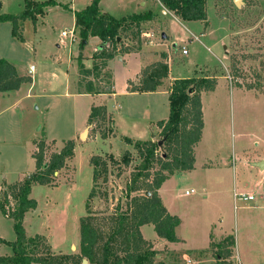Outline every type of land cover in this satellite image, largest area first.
Masks as SVG:
<instances>
[{"label": "rangeland", "instance_id": "obj_1", "mask_svg": "<svg viewBox=\"0 0 264 264\" xmlns=\"http://www.w3.org/2000/svg\"><path fill=\"white\" fill-rule=\"evenodd\" d=\"M1 1L3 11L8 13H17L23 9V0ZM54 1L56 4L48 9L47 20L42 29L47 40L43 38L36 44L32 24L27 21L23 24V33L29 44L25 45L24 50H18L19 47H16L14 53L10 54L20 66L22 73L32 64L36 67L38 60L44 55L49 58L51 64L60 61L58 66L53 65V68L50 65V70L43 72V79L53 82L54 97L53 99L43 97L38 100L32 97L22 99L17 108L4 114L7 116L0 123V139L3 141L0 142L2 145L0 175H5L8 181L13 182L23 174L27 175L33 171L35 162L32 156L34 148L31 135H39L41 131L46 133L47 126L49 127L48 135L61 142L74 138L73 155L66 160L61 169L54 172L53 181L48 185H32L31 196L36 199L37 206L26 215L24 227L27 235L41 234L55 253H77L79 252V218L87 214V207L96 213V216L104 217L112 214L116 208L118 211H128L131 198L144 194L142 189L127 194V183L141 163L138 152L132 145L125 146L122 139V141L108 143L106 140L109 136L105 139L101 138L96 131L100 127L105 130L113 128L112 118L97 120L88 125L84 136H81L82 133L77 135V131L76 133L72 131L85 124L91 104L97 105L102 101L100 97H93L92 94H77V89L85 90L87 87L96 93L104 91L108 86L110 90L118 91L126 73L128 71L135 73L141 57L132 54L125 57V60H118L115 56L121 54L124 49L122 51L116 49L112 57L115 59H107L105 65L102 61H98L101 66L93 70L92 74L81 72L75 87V75L67 59L71 52L89 55L94 42L92 39L89 41L85 39L88 42L83 43L84 39L81 38L79 31L74 29L73 24L74 10L82 9L87 0ZM140 1L104 0L102 7L114 12L115 15H122L143 9ZM146 3L148 5L143 12H152L153 19L143 22L142 32L151 33V37L143 36L140 41V36L136 38L137 35L128 34L117 41V45L122 42L129 44V49H137L140 48V42L141 45L150 44L147 42L149 38L154 43H162L161 46H155L156 49L171 50L172 61L169 64H172L174 68H180L188 73L191 69V60L194 59L199 65L202 63L208 65L202 72L208 76L220 77L218 80L220 86L212 100L214 101L213 109L207 105L209 121L205 143L203 148L198 149L196 159L194 158L193 172L182 176H171L161 194L168 212L180 218L175 234L180 237V241L184 239L185 244H173L180 247V250L164 251L161 249L162 244L151 242L154 249L162 250L160 252L157 250L159 252L155 256L157 262L189 264L192 263L191 257L199 253L207 252L214 258L213 248L210 246L199 253L195 252V248L208 246L210 237L216 243L222 234H232L238 237L243 249L246 247L249 232H242L239 229L240 221L247 223V220L251 219L260 224L259 220L264 219L262 214L259 217L243 209V206H253L255 203L264 204L261 193L255 192L254 201H242L236 197L237 202H235L232 191L233 188L236 192L250 191L255 182L264 179L256 169L257 162L253 161L264 160V0H238L237 2L206 0L209 28L205 36L198 34V38L191 35L187 27L198 33V29L201 28L200 23L183 25L174 19L173 13L157 3V0H148ZM68 29H74V35L62 37L61 32ZM8 32L6 27L1 28L0 37L3 41L6 40ZM162 32L168 39L161 38ZM173 41L176 44L175 47L172 45ZM16 43L20 46L19 41ZM56 44H59V47ZM183 45L189 51L186 54L182 53ZM34 47L41 50L39 57L32 52ZM10 48L13 50L12 45ZM108 60L110 62L107 65ZM93 62L92 58L90 68ZM78 69L80 72L79 66ZM68 71L71 74L67 80L70 81L68 90L70 94L63 95L66 91L65 78ZM41 81L44 83L43 80ZM236 84H239L241 88ZM24 94L25 91H21V95ZM224 97L228 98V102L226 99L225 104L218 109L216 105L221 101L224 102L222 100ZM207 100L209 101V98ZM7 101V98L6 101H2V106ZM50 104L53 110L46 119L47 113L43 107ZM113 104H115V98L108 102V107L112 108ZM11 112L18 116L17 120L15 115L10 118ZM129 131L137 135V132ZM159 132L157 131L153 136L155 141H163ZM143 135L148 137L147 134ZM216 137L217 143L211 142ZM39 138L46 137L43 134ZM57 139H54V142ZM52 141H46L47 147L44 151L46 160L58 150L57 143ZM61 145L63 147L64 144ZM127 151H129L130 161L125 165L123 155ZM164 154V149L160 148L158 156ZM93 156H99L106 162V180H103V175H100L95 182L93 181V164L91 163ZM219 158L223 159L221 168L210 163L211 160L215 161ZM206 162L212 166L210 169L204 165ZM159 166L155 163L150 169V176L147 179L141 178L140 182L152 181ZM203 185L206 186L205 190H202ZM92 190L94 195L90 197ZM186 191L189 194H186ZM1 198L2 189L0 200ZM258 212L264 214V210ZM6 223H9L11 229L12 220L6 219ZM143 228L144 236H142L148 237L146 227ZM256 233L252 240L253 246L257 247L260 243L262 249L264 247L263 233L259 230H256ZM184 249L191 251V254ZM239 264H264V259H245Z\"/></svg>", "mask_w": 264, "mask_h": 264}, {"label": "trees", "instance_id": "obj_2", "mask_svg": "<svg viewBox=\"0 0 264 264\" xmlns=\"http://www.w3.org/2000/svg\"><path fill=\"white\" fill-rule=\"evenodd\" d=\"M100 0H90L81 10L74 11V26L78 28L82 39L97 36L102 42V48L94 52L92 68L80 65V73H91L100 66V62L114 56L117 49V37L124 33L132 36L141 33V24L152 19V12L135 13L115 18L99 10ZM167 10L182 21H201L208 24L206 0H158ZM54 0H23V9L17 13L4 12L0 14V22L9 21L12 25L11 33L19 40H23L21 22L30 20L36 23L38 16L45 14V8L55 5ZM122 50V48L120 49ZM126 50V49H124ZM166 58V54H161ZM104 61V62H103ZM169 67L164 61H158L144 67L138 84L129 82V90L136 92L155 91L168 76ZM30 76L18 74L15 66L4 58H0V92L18 89L22 83L30 82ZM217 84L216 76H190L176 78L169 87V115L166 119L157 121L160 128L162 144L152 139H133L122 136L121 139L138 152L141 163L137 166L127 183V194L132 191L144 190V194L131 198L128 211H118V208L104 217L96 216L87 207V214L79 218V252L55 253L41 234L26 235L23 218L27 211L35 209L36 199L29 197L33 184L48 185L53 181L54 172L61 169L67 159L71 158L74 140L63 141V147L53 152L49 159H45L44 138L33 142L35 150V170L25 175L21 180L2 182L1 212L13 220L16 238L7 241L0 237V244L9 245L11 254L0 255V264H167L156 261L158 253L152 243L146 240L140 231L145 224L153 226L156 234L168 241H178L175 234L180 218L170 214L158 195L160 185L175 171H186L194 167V146L200 141L203 128V113L201 93L212 91ZM236 86H240L236 84ZM111 119L104 105H92L88 116V123L97 120ZM113 123V122H112ZM101 138H107L114 132L113 128L96 129ZM54 142V139L53 141ZM163 148L164 155L158 156V150ZM130 161L129 151L123 155V162ZM93 164V181L100 175L106 180L107 164L99 156L91 158ZM159 164L155 176L150 182H140L150 176V169ZM146 191L150 195H146ZM90 197L94 191L90 192ZM12 202V204L10 203ZM234 237L227 235L218 242L210 239L213 248L214 264H233L231 258Z\"/></svg>", "mask_w": 264, "mask_h": 264}, {"label": "crops", "instance_id": "obj_3", "mask_svg": "<svg viewBox=\"0 0 264 264\" xmlns=\"http://www.w3.org/2000/svg\"><path fill=\"white\" fill-rule=\"evenodd\" d=\"M35 1H44V0H35ZM147 1L148 0H144V1L141 0L140 1L141 2L140 4L143 6V9L128 12V13L122 14V15H115L114 12H110V11H108V9L102 7L104 0L99 1L98 7H99L100 12L110 14V15L114 16L115 18H120V17L131 15V14H135V13H137V14L143 13L144 8L147 7V5H148L146 3ZM0 2H1V8H2V9H0V14H1V13L6 12V11L5 10L3 11V2L1 0H0ZM89 3H90V0H87V3H85V6L83 8H85ZM157 3L162 5L158 0H157ZM52 6H54V5H50V6H47L45 8V14L43 16H38L35 24H33L30 20H25V21L21 22L20 27H21V33L23 36V40H19L12 35V33H11L12 25H10L9 21L0 22V31H1L2 27H6V29L9 31L7 33L5 41H3L2 37H0V58H4V59L8 60L10 63H12L15 66L19 75L31 77L30 82L22 83L18 89L0 92V123H2V120L4 119V117L7 116V115L4 116V114L8 113V111H13L12 109H14V108H17L22 99L32 97L35 100H38L39 98H43V97H45V98L48 97L51 99H53V97H54V93H53L54 90H53V84H52L53 82H51V81L49 82L48 80H44L43 79V76H44L43 72H44V70H50V68H49L50 65H51V67H53V65L58 66L60 64V61H57V62H54L51 64V62L49 61V58L45 57V55H44V56L40 57V59L37 62L36 67L34 66L33 71H30L28 68V69H25L24 73H22L20 66L18 65L16 60L10 55V54L14 53L13 51H15L16 47H19L18 50L19 49L24 50L25 45L27 46L29 44V42L27 41V39L23 33V29H24L23 24L27 21H30L32 24L33 37L36 38V40H35L36 44H37V42L38 43L41 42L43 40V38H46L45 41L47 40V37H45V33H43L42 29H43V24L47 20L46 16L48 14V9L52 8ZM76 10L77 9H75L74 11H76ZM79 10H81V9H79ZM174 19H176L177 21H179L183 25H188V24H191L194 22L200 23L201 28L198 29V33L192 31L190 29V27L188 28L186 26L187 29L190 31V34L197 37V38H198V34L200 36H203L206 33V30L209 28V26H205L204 23L201 21H182V20H179L178 18H176L175 16H174ZM73 24H74V18H73ZM142 24H141V29H142ZM74 29L78 30V28H76L75 26H74ZM74 29H68V30H73L75 32ZM67 36H62V37H67ZM123 36H128V34L124 33L121 37H119V40H117V41H120ZM139 36L141 37L140 38V41H141L143 36L151 37V33L142 32V30H141V33L139 35H137L136 38ZM167 36H168V34H167ZM152 37L155 39L154 35H152ZM91 39L94 42H93V47H92L91 53L89 55H82L80 52H78V53H72L71 52L70 56L67 59L68 64L72 65V71L74 72L73 74L75 75V83H74L75 87L78 83V81H77L78 75L80 74L78 66L82 65L84 68L90 69V65H91V61H92V55L94 54V52L98 51V49H101L103 47L101 40L97 36H89L87 38L88 41ZM165 39H168V38H164V40ZM87 40H85L84 43H87L88 42ZM15 41L16 42L19 41L20 46H18ZM147 42H149L150 44L141 45V42H140V45H139L140 48H137V49H129L128 48L129 44H127V43L125 44V43L121 42L119 45H117L118 46L117 50H120L121 48L126 49V50H123V52L121 54L115 56L118 58V60H125V57L130 56L132 54L141 57V61L139 63V66L137 67L135 73L129 72V71H128V73H126V75L122 81V85L118 91L110 90V87H108V86H106L107 88L105 87L106 89L104 91H98L96 93H93L92 90L90 88H87V87L85 88V90H80V89L76 88L77 92H78L77 94H80V95L92 94L93 97H100L101 98L102 101L99 102L97 105H104L106 107L107 114L110 115L112 120H113L112 126H113V130H114L113 131L114 135H111L107 138L106 141H108V143H111L112 141H117V140L122 141L121 136H128V137H131L133 139H142V140L152 139V140H154L153 136L156 134L157 131H160V128L157 125V121L162 120V119H166L169 115L168 96H169V87L171 85V82L176 78H182V77L208 76V74L202 72V71H205L204 69H205V66H208L207 64L202 63L201 65H199V63L196 60L192 59L191 65H190L191 69L188 73H185L186 71H184L180 68H174L172 66V64L171 65L169 64V62L172 61V57H171V53H170L171 50L169 48H168V50L156 49L155 46H159V45L161 46L162 43H154L149 38H148ZM11 45L13 47V50H11V48H10ZM56 45H57V47H59V44H56ZM172 45L174 47L176 46L174 41H173ZM141 47H142V50H141ZM183 47H186V46L183 45ZM207 48L209 49V47H207ZM40 51L41 50H39L38 48H35V47L32 49V52H34V55H38V57H39ZM162 53L166 54V58L161 57ZM115 57L112 59H115ZM112 59H109V60H112ZM109 60H108L107 65L110 62ZM158 61L166 62L168 64V67H169L168 76L163 79L162 84L160 86H158L155 91H147V92L130 91L129 90V82H131L133 84H138L142 69L144 67H146L150 64H153L155 62H158ZM74 65H76V66L74 67ZM195 70H197V71H195ZM87 74H92V72L87 73ZM70 75L71 74L68 71V73L66 74V78H65L66 91L63 93V95H67V94L69 95L70 94V91H68L69 87H70V81H67L69 79ZM216 77H217V84H216L215 89L212 91H204L201 93V103H202V113H203V128H202L201 139L194 146V158L195 159H196V154H197L198 149L203 148V145L205 143L206 129L208 127V121H209L208 116H207V114H208L207 105H209L210 109H213L214 101H212V100H214L215 93H216L218 87L220 86L219 81H218L220 77H218V76H216ZM223 77H224V79H226L225 76H223ZM41 80H43L44 83H42ZM21 91H25V94L21 95ZM6 98L8 99V101L6 102L5 105L2 106V101H4V100L6 101ZM114 98H115V104L112 105V108H109L108 102ZM207 98H209V101L207 100ZM226 99L228 102V98L224 97L222 99V100H224V102L221 101L219 104L216 105V107L219 109L222 106V104L223 105L225 104ZM92 105H94V103H92L91 106ZM43 108H44L45 112L47 113L45 115V117H46V119H48L50 114L52 113L53 108H52L51 104L45 105V107H43ZM90 109H91V107H90ZM90 109H89V113H90ZM89 113H88V116H89ZM13 115H15V114L12 113L10 118H13ZM88 116H87L85 124L83 123L82 125L78 126V128H76V129L74 128L72 130L75 133L77 131V135L81 134L85 129H87V126L90 125L88 123ZM14 117H15V120H17L18 116L15 115ZM34 126H35V124H34ZM40 128L41 127L39 126L38 129L40 130ZM48 130H49V127L47 126V130L45 131L46 133H43L41 131V132H39V135H33V134L31 135L32 136L31 140H32V145H33L34 150H35V146H34L33 142L35 140L40 139L39 137L42 136L43 134L46 137V138H44L45 141L57 139L55 137H51L50 135H48ZM129 130H133L134 132H137V135H133L132 133H130ZM220 131H221V129H220ZM0 133H1V126H0ZM143 134H147L148 137H145L146 135H143ZM97 136H99V135H97ZM97 136L95 137V139L97 138ZM72 139H74V138H72ZM217 140H218V138L216 137L211 142L217 143ZM0 142H3V141L0 139ZM54 143L55 144L57 143L58 150L61 149V147H62L61 144H63V142H61L59 139H57ZM123 144L125 146L128 145L126 143H123ZM209 145L211 146L210 143H209ZM219 147H220V145H219ZM1 149H2V145L0 143V152H1ZM216 149H217V151L219 150L218 147ZM58 150H56V151H58ZM220 153H218V155ZM222 160H223L222 158H219V159H216L215 161L211 160L210 163H212L213 165H216V167L221 168L223 165ZM253 161L254 162H260L261 159L253 160ZM0 162H1V154H0ZM34 162H35V160H34ZM204 165L207 166L209 169H210V167H212L207 162ZM0 166H1V164H0ZM194 168H195V162H194ZM256 169L259 172V174L261 175V177H264V163H263L262 167L257 166ZM34 170H35V167L33 168V171L29 172L28 174L33 173ZM192 170H193V168L190 170H186V171H175L172 175H170L160 185V187L158 188L157 191H158L159 197L161 198L162 203H163V199H162L161 194H162L165 183L171 178V176H173V175H179V176L187 175L188 173L193 172ZM25 175L26 174H23L21 177H19L17 180H15L13 182L21 180ZM219 178H217V179H219ZM0 180H1L0 181V187H1L3 181H5L6 183H13V182L8 181L7 177L5 175H2V174L0 175ZM263 180L264 179H259L257 182H255L253 188L250 189V191L248 190L245 192H254V194H255V192L261 193V197H264ZM205 188H206V186L203 185L202 190H205ZM191 191H194V190L191 189ZM232 191H233V198H234V192H235L234 188ZM186 194H189V192ZM31 195H32V186H31V191H30L29 197H32ZM32 198H34V197H32ZM234 200H235V202H237V199L234 198ZM163 205H164V203H163ZM243 209L249 210V211H251L252 214H255L259 217L262 214V216L264 217L263 213L258 212L260 210H264V204H262V203H255L253 206H249V205L243 206ZM30 211L31 210H29L25 213L24 218H23V225L25 222V217L27 214H30ZM240 218H241V216H240ZM6 219L12 220L11 218L5 216L0 210V237L7 240V241H13L16 238V234H15L14 229H13V220H12V224L10 225V226H12L10 229L9 223H6ZM259 221H260V224L255 222V220L252 221L251 219L247 220V223H245L244 221H240V223H239L240 228L239 229L242 230V232L248 231L249 237L246 241V247H244L242 249V245L239 244L238 237L233 235L235 243L233 246L231 258L234 261V264H236L237 261L239 264V263H241V260H245V259H249V260H258V259L262 260V259H264V258H262V256L264 255V247L261 249L260 243H258L257 247H254L253 243H252V240L255 238L256 230L261 231L263 233V236H264V219H260ZM235 222H236V229H237V220ZM144 226L146 227V229L148 231V237H144V238L146 240H149L152 243L162 244L161 249H163L164 251L165 250L177 251V250H180L181 248L178 246H175L173 244H176V243L182 244V245L185 244L184 243L185 240L182 238H181L182 241H180V239L178 241H168L164 238L159 237L155 233V231L153 230V227L149 226V225H143L140 227V231H141L143 236H144V234H143V229H144L143 227ZM227 235H232V234H222V236L220 237V240L223 239ZM27 236H31V235H27ZM212 236H213V234H212ZM178 238H180V237H178ZM256 238H257V233H256ZM210 239H211V237H210ZM220 240H217V241H220ZM209 246H210V241H209L208 246L204 245V247H202V248H195V252L199 253L200 251H202L204 249L206 250L207 248H209ZM155 249L158 250L159 252L162 251L159 248L158 249L155 248ZM186 252L190 253L191 251H186ZM11 253H12V248L9 245L0 244V255L11 254ZM191 259L192 260H190V261H192V263H189V264H193V262H194V264H214V262H215L214 258L211 257V255L207 254V252L206 253L204 252V254L199 253V254H197V256L194 255L191 257ZM33 264H39V263H33ZM182 264H186V263L184 262Z\"/></svg>", "mask_w": 264, "mask_h": 264}, {"label": "built area", "instance_id": "obj_4", "mask_svg": "<svg viewBox=\"0 0 264 264\" xmlns=\"http://www.w3.org/2000/svg\"><path fill=\"white\" fill-rule=\"evenodd\" d=\"M61 35L62 36H67V35H70V37H72V35H74V31L73 30H65V31H62L61 32ZM188 52L187 48L186 47H183L182 48V53L186 54ZM29 70L30 71H33L34 70V65H30L29 67ZM3 189V188H1ZM0 189V190H1ZM186 193H188V191H186ZM239 200H242V201H253L255 200V194L254 192H234V198ZM12 204V202H10Z\"/></svg>", "mask_w": 264, "mask_h": 264}, {"label": "water", "instance_id": "obj_5", "mask_svg": "<svg viewBox=\"0 0 264 264\" xmlns=\"http://www.w3.org/2000/svg\"><path fill=\"white\" fill-rule=\"evenodd\" d=\"M237 1H238V0H235V2H237ZM0 9H1V2H0ZM161 37H162V38H166V34L163 32V33L161 34ZM117 40H119V37H117ZM84 42H85V40H83V43H84ZM86 131H87V129H85V130L82 132L81 136H84ZM161 143H162V141H159V144H161ZM263 163H264V161H260V162H257L256 165H257L258 167H262ZM146 195H150V192H149V191H146ZM86 262H87V260H86V259H83L82 263H83V264H86Z\"/></svg>", "mask_w": 264, "mask_h": 264}]
</instances>
